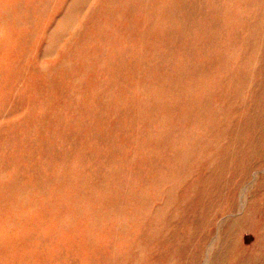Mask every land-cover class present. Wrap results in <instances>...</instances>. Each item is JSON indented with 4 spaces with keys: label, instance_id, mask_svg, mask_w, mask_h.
Segmentation results:
<instances>
[{
    "label": "rangeland",
    "instance_id": "374dc122",
    "mask_svg": "<svg viewBox=\"0 0 264 264\" xmlns=\"http://www.w3.org/2000/svg\"><path fill=\"white\" fill-rule=\"evenodd\" d=\"M68 2L51 0L40 15L42 22L52 18L55 25L33 26L25 38L4 24L0 1V264H114V256L126 262L125 243L112 224L110 208L136 203L129 191L128 164H138L144 146L149 152L159 151L157 133L171 139L175 135L177 99L164 95L169 90L162 87L192 81V76L179 79L183 72L169 76L166 70L156 77L149 70L157 64L152 61L155 55L187 61L191 54L189 48L171 46L169 40L157 37L158 30L168 28L169 9L155 13L166 0L107 1L108 16L95 18L104 31L97 51L95 25L82 24L81 16L76 23L61 26L57 17ZM180 11V24L174 27L178 31L184 27L182 32L196 37L206 29ZM51 31L61 34L51 40ZM20 36L25 39L17 41ZM112 45L130 46L133 55L120 57L117 51L110 52ZM237 55L230 58L232 63ZM233 69L239 72L238 65ZM251 81L250 74L240 86L242 92ZM209 85L214 87V82ZM161 166H166L163 160ZM153 183L145 189L149 194L159 186L150 187ZM205 257L206 247L201 248L199 264Z\"/></svg>",
    "mask_w": 264,
    "mask_h": 264
},
{
    "label": "bare ground",
    "instance_id": "6f19581e",
    "mask_svg": "<svg viewBox=\"0 0 264 264\" xmlns=\"http://www.w3.org/2000/svg\"><path fill=\"white\" fill-rule=\"evenodd\" d=\"M0 1L4 24L25 38L31 36L33 26L55 25L52 18L42 22L40 15L51 0ZM68 1V8L57 17L61 26L76 23L82 16V24L95 25L99 34L95 51L99 50L104 31L95 18L108 16L109 0L93 5L88 4L90 0ZM165 9H169L165 14L168 28L154 35L169 40L171 46L178 43L179 48H189L191 54L187 61L155 55L152 61L157 64L149 70L156 77L166 70L169 76L183 72L179 79L192 76V81L162 87L169 90L164 95L173 94L177 99L172 121L175 135L171 139L157 133L159 151L149 152L144 146L136 158L138 164H128L129 191L136 203L110 208L112 224L125 243L126 262L114 256V264H199L205 247L202 264H264V41H260L264 36V0H166L155 13L162 15ZM180 9L182 16L206 29H200L195 37L187 30L182 32L184 27L180 31L174 28L180 24ZM84 10L90 14L81 15ZM98 12L101 17H96ZM48 33L53 40L62 30ZM112 51L120 57L133 55L130 46L118 49L112 45ZM236 65L239 72L235 74ZM241 67L245 71H240ZM250 74L251 84L242 92L240 86ZM217 92L221 99L216 98ZM187 96L190 101H185ZM74 99L77 101V93ZM103 99L101 95L100 103ZM201 149L211 152L204 154ZM162 160L167 167L158 168ZM108 175L102 174L104 178ZM152 180L150 187L159 186L149 194L145 189Z\"/></svg>",
    "mask_w": 264,
    "mask_h": 264
}]
</instances>
